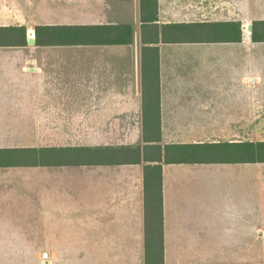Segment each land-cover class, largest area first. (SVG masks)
I'll return each mask as SVG.
<instances>
[{
  "label": "crops",
  "instance_id": "1",
  "mask_svg": "<svg viewBox=\"0 0 264 264\" xmlns=\"http://www.w3.org/2000/svg\"><path fill=\"white\" fill-rule=\"evenodd\" d=\"M47 5L66 22H35ZM254 22L264 0H0V264H264V161L239 150L264 142ZM37 25L81 40L37 44ZM121 26L130 40L108 42ZM199 144L238 154L166 149ZM61 148L66 164L40 163Z\"/></svg>",
  "mask_w": 264,
  "mask_h": 264
},
{
  "label": "trees",
  "instance_id": "2",
  "mask_svg": "<svg viewBox=\"0 0 264 264\" xmlns=\"http://www.w3.org/2000/svg\"><path fill=\"white\" fill-rule=\"evenodd\" d=\"M261 23H253L252 26V41H264V34H261V29L258 25ZM115 28V27H112ZM117 33H114V38L106 39L108 42H128L131 36L129 26L116 27ZM79 27H66L65 25H37L35 26V35L37 44H66V42H78L81 40V32ZM24 43L25 27L23 28ZM113 37V36H112ZM124 37H127L126 39ZM217 151L211 150L209 144L199 145H184V146H168L176 148L178 154L183 157H192L201 159L204 157L215 156L217 158H225L229 154L234 156L238 154L239 145L218 144ZM166 150V154H167ZM241 158H245L246 162H262L264 161V142H247L240 145ZM160 154V147H158ZM39 158L41 164H66V149H41L39 150ZM160 160V156L157 157ZM47 159V160H46ZM46 160V161H45ZM161 168L159 165L147 166L145 169V211L146 224L151 223L152 227L160 231L162 224V196H161ZM158 243V242H157ZM160 246V243L158 244ZM149 248V243H146Z\"/></svg>",
  "mask_w": 264,
  "mask_h": 264
},
{
  "label": "rangeland",
  "instance_id": "3",
  "mask_svg": "<svg viewBox=\"0 0 264 264\" xmlns=\"http://www.w3.org/2000/svg\"><path fill=\"white\" fill-rule=\"evenodd\" d=\"M48 7H51L53 10H50V12L47 11L44 14H48V15H51L53 17L55 16V17L50 18V19H39L35 22H37V23H62V22H66V19L60 18V16L63 15L62 12H59L60 11L59 8H61V5H49ZM60 262H63V261H60Z\"/></svg>",
  "mask_w": 264,
  "mask_h": 264
},
{
  "label": "water",
  "instance_id": "4",
  "mask_svg": "<svg viewBox=\"0 0 264 264\" xmlns=\"http://www.w3.org/2000/svg\"><path fill=\"white\" fill-rule=\"evenodd\" d=\"M249 29H250V27H249ZM28 42L33 43L34 42L33 38H28Z\"/></svg>",
  "mask_w": 264,
  "mask_h": 264
}]
</instances>
